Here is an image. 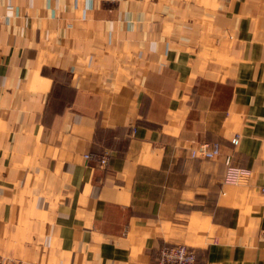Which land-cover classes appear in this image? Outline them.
I'll return each mask as SVG.
<instances>
[{"label": "crops", "instance_id": "0c3cea01", "mask_svg": "<svg viewBox=\"0 0 264 264\" xmlns=\"http://www.w3.org/2000/svg\"><path fill=\"white\" fill-rule=\"evenodd\" d=\"M263 133L264 0H0L1 256L264 264Z\"/></svg>", "mask_w": 264, "mask_h": 264}, {"label": "built area", "instance_id": "2783aa9c", "mask_svg": "<svg viewBox=\"0 0 264 264\" xmlns=\"http://www.w3.org/2000/svg\"><path fill=\"white\" fill-rule=\"evenodd\" d=\"M234 143H238V138L233 139ZM264 144V133L262 136ZM221 153V148L218 144H212L207 141L201 142L197 148L193 149L194 157L213 158ZM88 157V155H87ZM102 166H106L107 157H103ZM231 159H227L228 171L225 180L232 182L238 176L239 168L233 167ZM0 264H11L4 258L0 257ZM155 264H210L208 261L198 263V255L194 248L185 244H168L158 251L155 259Z\"/></svg>", "mask_w": 264, "mask_h": 264}, {"label": "rangeland", "instance_id": "374dc122", "mask_svg": "<svg viewBox=\"0 0 264 264\" xmlns=\"http://www.w3.org/2000/svg\"><path fill=\"white\" fill-rule=\"evenodd\" d=\"M193 248V247H192ZM0 257L4 258L6 261L10 262L11 264H19L17 261L13 260V259H8L6 257H3L0 255Z\"/></svg>", "mask_w": 264, "mask_h": 264}]
</instances>
